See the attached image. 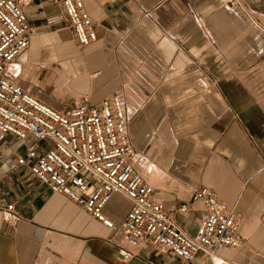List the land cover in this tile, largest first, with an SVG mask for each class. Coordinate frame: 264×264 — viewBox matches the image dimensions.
I'll list each match as a JSON object with an SVG mask.
<instances>
[{
  "label": "crops",
  "instance_id": "0c3cea01",
  "mask_svg": "<svg viewBox=\"0 0 264 264\" xmlns=\"http://www.w3.org/2000/svg\"><path fill=\"white\" fill-rule=\"evenodd\" d=\"M235 1L83 0L97 40L80 48L53 0H21L37 35L4 75L63 113L120 92L131 164L178 227L196 237L206 209L193 195L211 189L238 214L243 242L219 249L215 264H264V0ZM27 140L0 142V264H211L129 245L131 202L114 195L106 227L18 166Z\"/></svg>",
  "mask_w": 264,
  "mask_h": 264
},
{
  "label": "built area",
  "instance_id": "2783aa9c",
  "mask_svg": "<svg viewBox=\"0 0 264 264\" xmlns=\"http://www.w3.org/2000/svg\"><path fill=\"white\" fill-rule=\"evenodd\" d=\"M21 0H0V142L8 135L18 140L32 137L35 146L17 161L51 192L67 196L106 227L107 202L116 194L132 206L121 223L124 240L131 246L149 243L161 252H172L184 262L203 253L215 264L222 248L238 250L241 220L211 189L202 188L193 202L204 205L206 214L195 238L176 224L173 213L154 198L155 190L131 164L135 146L127 132L128 113L124 98L115 92L99 105L83 103L59 112L4 75L6 67L24 55L37 35L24 13ZM70 23L75 43L85 48L97 40L93 20L83 0H53ZM232 5L235 0H229ZM202 25V20L197 19ZM41 141H47L41 146ZM188 204L179 208L188 210ZM15 206L4 210L8 220L16 218ZM124 261L132 254L121 250Z\"/></svg>",
  "mask_w": 264,
  "mask_h": 264
},
{
  "label": "rangeland",
  "instance_id": "374dc122",
  "mask_svg": "<svg viewBox=\"0 0 264 264\" xmlns=\"http://www.w3.org/2000/svg\"><path fill=\"white\" fill-rule=\"evenodd\" d=\"M25 143H29V144H31L32 146H33V143H34V146H35V142L33 141V139H32V137H30L27 141H25ZM48 143H47V141H41L40 142V145L41 146H46ZM30 145V146H31Z\"/></svg>",
  "mask_w": 264,
  "mask_h": 264
}]
</instances>
